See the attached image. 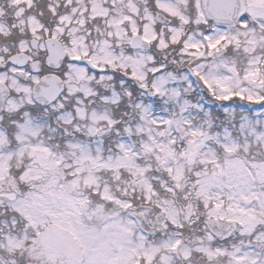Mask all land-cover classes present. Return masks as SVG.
I'll return each mask as SVG.
<instances>
[{"label": "snow or ice", "instance_id": "snow-or-ice-1", "mask_svg": "<svg viewBox=\"0 0 264 264\" xmlns=\"http://www.w3.org/2000/svg\"><path fill=\"white\" fill-rule=\"evenodd\" d=\"M0 264H264V0H0Z\"/></svg>", "mask_w": 264, "mask_h": 264}]
</instances>
